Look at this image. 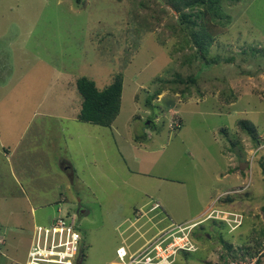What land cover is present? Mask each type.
<instances>
[{
  "label": "rangeland",
  "instance_id": "374dc122",
  "mask_svg": "<svg viewBox=\"0 0 264 264\" xmlns=\"http://www.w3.org/2000/svg\"><path fill=\"white\" fill-rule=\"evenodd\" d=\"M218 2L200 54L199 18L167 0H0V264H22L33 227L60 215L81 232V264H121L120 234L160 218L197 222L196 250L179 252L180 264H264V0ZM117 73L111 128L77 120L76 79L103 88ZM42 121L49 139L25 156ZM17 140L24 169L4 158ZM61 163L74 187H60ZM60 188L66 202L55 203ZM233 215L241 223L230 228Z\"/></svg>",
  "mask_w": 264,
  "mask_h": 264
},
{
  "label": "built area",
  "instance_id": "2783aa9c",
  "mask_svg": "<svg viewBox=\"0 0 264 264\" xmlns=\"http://www.w3.org/2000/svg\"><path fill=\"white\" fill-rule=\"evenodd\" d=\"M179 126L180 123L177 120L174 128ZM159 207V203L154 202L150 210L133 213L134 219L131 220V227L135 223L139 225L142 217H146L150 211ZM65 217V215H60L55 217L50 225L38 224L33 227L22 264H76L83 239L75 224ZM233 217V225H229L226 221L230 228H235L241 223L240 216L238 219H235L234 215ZM151 218L153 215L142 222L146 224ZM163 221L164 219L160 218L156 222L147 223L148 226L144 227L145 230L140 229L142 226L134 227L127 237L120 234L121 242L115 249V254L121 264H180L178 261L179 252H194L196 250L194 239L191 237L193 229L197 225L196 221L170 222L165 226ZM129 227L128 224L123 228V233ZM150 229L153 230L151 234L149 233ZM10 264L20 263L12 262ZM226 264L236 263L228 260Z\"/></svg>",
  "mask_w": 264,
  "mask_h": 264
},
{
  "label": "trees",
  "instance_id": "16d2710c",
  "mask_svg": "<svg viewBox=\"0 0 264 264\" xmlns=\"http://www.w3.org/2000/svg\"><path fill=\"white\" fill-rule=\"evenodd\" d=\"M227 1L232 3L234 0ZM76 2L79 3L80 0H76ZM167 2L174 12L182 15L184 20L193 23V21H190L189 16L199 18V23H197L198 25L196 26V29L193 30L191 40L197 47L198 52L202 54L215 36L212 32V25L216 24L213 20V16L218 14V0H167ZM82 5H84V3H82ZM198 5L203 7L202 10L196 11L193 14L183 13L184 9L191 10ZM216 60L217 59L213 58L209 62L215 63ZM75 85L81 97V105L77 114V119L82 122L110 127L119 113L122 90L121 73H117L113 80L103 88H98L94 81L86 76L78 77L75 81ZM160 88L154 90L152 95L147 97L145 100L147 106H151V101L161 92ZM147 121L152 129L155 128L152 119H147ZM240 125L243 128L248 129L249 132L254 131V126L249 121L242 119ZM255 138L256 137H254V139ZM261 162H263V159L259 161V165L263 169L264 164ZM259 243L260 241L257 240L254 244L255 246H258ZM225 245L227 248L231 247L229 244ZM186 253L188 252L183 253L185 258L187 257V255H185ZM83 254L84 250L82 243L76 264H81L83 261ZM256 262H258V260Z\"/></svg>",
  "mask_w": 264,
  "mask_h": 264
},
{
  "label": "crops",
  "instance_id": "0c3cea01",
  "mask_svg": "<svg viewBox=\"0 0 264 264\" xmlns=\"http://www.w3.org/2000/svg\"><path fill=\"white\" fill-rule=\"evenodd\" d=\"M63 115L62 114H60V115H58V114H42V118L43 119H45L46 117H49V118H51V121H57V120H61V118H63L62 117ZM67 118V116L65 117V119ZM76 118H77V114H76ZM64 119V118H63ZM68 119V118H67ZM78 120V119H77ZM82 122V121H81ZM86 123H88V122H86ZM55 124V126H57V127H59V128H61V126H60V124L59 123H52V125H54ZM92 124V123H91ZM48 125H50L48 122H46V121H42V122H38L35 126H34V134L33 135H30V137H29V139L27 140V143H26V148H25V150H27V151H24L25 153H26V155L25 156H27V154H32V152H36L37 151V147H38V142L39 141H41V142H43L44 143V141L48 138L49 139V136L47 135V126ZM97 125V124H96ZM113 125V123L111 124V126ZM111 126L110 127H106V128H111ZM21 136H22V134H20L18 137L19 138H21ZM1 139V138H0ZM19 143H18V140L14 143V145L11 147V149H10V151H9V153L8 154H6L5 152H4V158H6V159H11V161L13 160L14 161V165H15V168L17 167V168H20L21 167V169H24L25 168V166H26V163L25 162H23V160H21V155L20 156H18V152H17V150H18V148H19ZM12 150H14L15 151V153H13L12 152ZM42 151H44V150H42ZM10 153H13V157H8L9 155H10ZM32 158H36V157H32ZM20 159V160H19ZM25 160H26V158H25ZM68 162V164L70 165L69 167V170L72 168L71 166H72V164H71V162H69V161H67ZM13 164V163H12ZM60 169H61V171H62V173H64L65 174V176L67 177V181H64V179L63 178H61V182H60V187L61 188H64V189H66V188H70V187H74V174L73 175H71V177H70V175H69V177H68V175H66V173L63 171V164L61 163V165H60ZM262 169V168H261ZM50 170V169H49ZM261 172H264V166H263V169L261 170ZM54 174L53 172H51L50 171V174ZM22 174V173H21ZM58 176V175H57ZM60 176V175H59ZM62 176V175H61ZM238 177H240V174H238ZM48 180H49V178H48ZM55 186V184L53 185V187ZM61 188H60V190H58L59 192H58V198L55 200V203H59L60 201H65V198H63V197H60V195H61ZM66 202V201H65ZM262 207V206H261ZM261 207H260V209H261ZM58 210L60 209V208H57ZM205 211V210H204ZM204 213V212H203ZM202 213V214H203ZM2 243V241H0V244Z\"/></svg>",
  "mask_w": 264,
  "mask_h": 264
},
{
  "label": "bare ground",
  "instance_id": "6f19581e",
  "mask_svg": "<svg viewBox=\"0 0 264 264\" xmlns=\"http://www.w3.org/2000/svg\"><path fill=\"white\" fill-rule=\"evenodd\" d=\"M8 224H9V222H8Z\"/></svg>",
  "mask_w": 264,
  "mask_h": 264
}]
</instances>
